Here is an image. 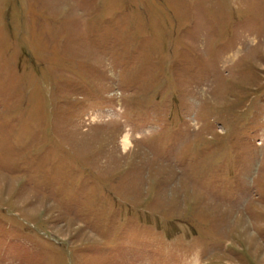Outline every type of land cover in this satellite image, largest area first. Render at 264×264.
Masks as SVG:
<instances>
[{"label": "rangeland", "instance_id": "rangeland-1", "mask_svg": "<svg viewBox=\"0 0 264 264\" xmlns=\"http://www.w3.org/2000/svg\"><path fill=\"white\" fill-rule=\"evenodd\" d=\"M0 264H264V0H0Z\"/></svg>", "mask_w": 264, "mask_h": 264}, {"label": "bare ground", "instance_id": "bare-ground-1", "mask_svg": "<svg viewBox=\"0 0 264 264\" xmlns=\"http://www.w3.org/2000/svg\"><path fill=\"white\" fill-rule=\"evenodd\" d=\"M123 141H124V142H123V146H124L125 148H127V147L130 145V144L128 143V138L125 137Z\"/></svg>", "mask_w": 264, "mask_h": 264}]
</instances>
